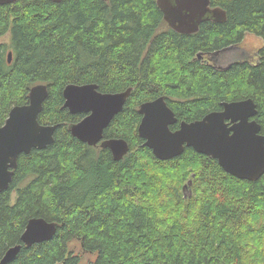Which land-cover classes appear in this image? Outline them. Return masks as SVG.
I'll return each instance as SVG.
<instances>
[{"label":"trees","instance_id":"1","mask_svg":"<svg viewBox=\"0 0 264 264\" xmlns=\"http://www.w3.org/2000/svg\"><path fill=\"white\" fill-rule=\"evenodd\" d=\"M210 5L223 8L226 21L179 33L156 0L0 4V125L40 82L49 93L38 120L59 124L52 144L18 156L0 191V259L21 243L31 217L56 222L57 231L23 244L6 264H264V174L239 179L191 147L160 160L137 132L139 105L162 95L177 117L172 130L223 101L252 98L264 134V0ZM249 32L263 40L255 61L210 62ZM68 83L132 88L103 133L128 142L122 159L71 135L84 114L63 107ZM82 252L93 257L84 263Z\"/></svg>","mask_w":264,"mask_h":264},{"label":"water","instance_id":"2","mask_svg":"<svg viewBox=\"0 0 264 264\" xmlns=\"http://www.w3.org/2000/svg\"><path fill=\"white\" fill-rule=\"evenodd\" d=\"M16 0H0V4ZM60 2L62 0H51ZM107 1V0H105ZM167 24L179 33H194L207 20L224 22L226 11L211 6V0H156ZM11 52L8 53V61ZM131 87L118 92H102L95 83H68L62 90L63 107L83 117L69 126L72 136L88 145H99L111 151L118 161L129 151L128 142L121 137L104 138V129L117 115L130 95ZM49 93L45 83L32 85L28 102L14 105L0 125V191L6 190L12 180L17 159L31 149H43L54 141L59 124H42L38 116ZM141 119L137 132L143 145L160 160L180 155L186 147L215 158L221 168L239 179L257 180L264 174V134L254 116L256 104L252 98L223 101L221 109L212 110L199 119L177 122L174 111L164 96L142 102L138 107ZM188 184H191L189 180ZM186 187V185L184 186ZM57 231V223L43 217L28 219L21 234V243L10 246L0 264L12 261L22 245L50 240Z\"/></svg>","mask_w":264,"mask_h":264},{"label":"rangeland","instance_id":"3","mask_svg":"<svg viewBox=\"0 0 264 264\" xmlns=\"http://www.w3.org/2000/svg\"><path fill=\"white\" fill-rule=\"evenodd\" d=\"M262 44L263 40L261 37L250 32L246 33L243 40L239 44L231 47L225 52L218 53L213 59L214 63L219 67H225L228 63L234 60L247 59L255 61L254 53ZM185 189H187V187H185ZM74 248L80 252V248L77 243L74 245ZM82 257L83 262L86 263L90 257H93V255L82 252Z\"/></svg>","mask_w":264,"mask_h":264},{"label":"flooded vegetation","instance_id":"4","mask_svg":"<svg viewBox=\"0 0 264 264\" xmlns=\"http://www.w3.org/2000/svg\"><path fill=\"white\" fill-rule=\"evenodd\" d=\"M236 45H237V44H236ZM233 46H235V45L227 46V47L223 48L222 50H220L219 53H220V52H225L226 50L230 49V48L233 47ZM214 57H215V56H210L209 59H210V62H212L214 65H216V64L214 63V60H213ZM239 60H242V59H239ZM234 61H236V60H234ZM237 61H238V60H237ZM232 62H233V61H232ZM230 63H231V62H230ZM230 63H228L227 65H229ZM227 65H226V66H227ZM216 66H217V65H216ZM226 66H225V67H226ZM217 67H219V66H217ZM220 68H222V67H220ZM165 100H166V99H165ZM166 102H167V101H166ZM168 106H169V105H168Z\"/></svg>","mask_w":264,"mask_h":264},{"label":"bare ground","instance_id":"5","mask_svg":"<svg viewBox=\"0 0 264 264\" xmlns=\"http://www.w3.org/2000/svg\"><path fill=\"white\" fill-rule=\"evenodd\" d=\"M67 109V108H66ZM47 121V120H46ZM56 124V123H55ZM40 150V149H39Z\"/></svg>","mask_w":264,"mask_h":264}]
</instances>
